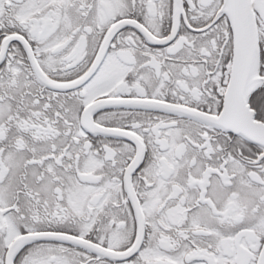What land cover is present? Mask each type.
I'll return each instance as SVG.
<instances>
[{"label": "snow or ice", "instance_id": "obj_1", "mask_svg": "<svg viewBox=\"0 0 264 264\" xmlns=\"http://www.w3.org/2000/svg\"><path fill=\"white\" fill-rule=\"evenodd\" d=\"M0 264H264V0H0Z\"/></svg>", "mask_w": 264, "mask_h": 264}]
</instances>
